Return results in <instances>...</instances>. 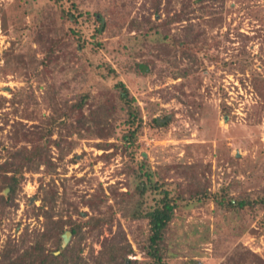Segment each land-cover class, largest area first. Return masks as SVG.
<instances>
[{"label": "rangeland", "instance_id": "rangeland-1", "mask_svg": "<svg viewBox=\"0 0 264 264\" xmlns=\"http://www.w3.org/2000/svg\"><path fill=\"white\" fill-rule=\"evenodd\" d=\"M79 2L85 12L91 13L99 5L106 18L112 20V26L98 37L95 30L101 24L88 20L87 16L80 19L79 30L87 41L84 51H77L65 11L62 17L53 9L51 0H0V164L13 145L10 136L17 122L27 126L49 125L59 118L62 99L73 103V98L82 92L91 91L94 95L116 92L113 87L123 81L146 122L151 113L166 115L171 120L167 129L147 126L139 138L137 160L140 163L147 155V170L160 173L168 182L182 187L189 178L205 176L212 192L225 190L238 200L248 195L253 198L264 195V0H226L224 8L219 6L216 14L203 16L199 12L197 17L184 19L170 29H164L170 22L169 15L174 16L182 9V3L176 0H161L160 17L152 6L154 0ZM41 17L45 27L53 28V36H61L71 48L67 59H62L66 66L63 72L58 67L47 70L41 64L44 54L34 42L32 32L35 19ZM146 17L160 24V32L155 30L148 38L139 30L127 33L130 21L139 19L143 24ZM165 35L171 38L178 35L181 41L189 40L190 35V40L201 49L200 69L189 74L188 59L181 60L180 52L174 48L169 52L161 48L171 41ZM137 53H142L143 58ZM128 57L131 62L149 61L154 72L150 77L131 70L125 74L119 62L127 63ZM106 63L115 68L117 79L109 76ZM184 70L187 75L182 78L179 74ZM125 118L118 116V124L123 126ZM122 126L117 136L75 135L68 144L72 151L68 154V149L63 148V160L61 150L52 147L53 160L60 165L59 175L48 176L46 182L54 179L60 194L76 203L82 212L92 213L82 205L81 194L95 191L99 194L101 185L110 197V187L114 185L122 192L131 191L125 185L131 164L122 150L110 162L96 161L97 157L114 151L100 150L97 144L118 143L126 130ZM44 176V173L26 174L20 207L0 227V253L10 236L19 239L26 227H30V232L35 228L43 230L44 218L38 221L26 216L25 211L27 199L37 194ZM83 178L86 181L80 182ZM130 178L133 190L138 181L133 175ZM62 180L67 186L66 195ZM32 202L37 207L41 205L35 199ZM108 205L119 209L114 200H108ZM117 215L113 229L105 230L102 241H112L122 227L137 251L129 259L144 261L134 236L146 223L126 220L120 212ZM74 218L79 219L76 215ZM172 230L171 245L178 255L169 264H233L232 256L248 251L251 254L245 264H264V210L259 208L225 212L214 203L184 207L178 210ZM101 242H92L96 255L102 249ZM88 252L87 247L85 255Z\"/></svg>", "mask_w": 264, "mask_h": 264}, {"label": "trees", "instance_id": "trees-1", "mask_svg": "<svg viewBox=\"0 0 264 264\" xmlns=\"http://www.w3.org/2000/svg\"><path fill=\"white\" fill-rule=\"evenodd\" d=\"M53 9H56L62 15L65 11L66 19H69V32L77 42V51H84L87 48V41L79 30L80 19L87 16L88 20L94 19L99 28L95 30L98 37H101L106 30L112 26V20L109 21L106 15L97 5L94 13L85 12L81 7L79 0H51ZM82 1V0H81ZM174 1V0H172ZM182 3L180 12L174 16L169 15L170 22L165 24L164 29H170L174 24L197 17L196 13L201 15H214L225 6L226 0H176ZM71 2V6L68 3ZM161 0H154L152 5L155 12L160 14ZM43 13H46L43 9ZM169 13V12H168ZM44 15V14H42ZM45 17V16H43ZM43 17L36 18L38 22L32 25V32L35 35L34 42L42 48L41 64L47 70L58 67L61 72L65 71V64L62 59L66 60L69 49L62 37L53 36V28L45 27ZM61 17V18H62ZM151 17V16H149ZM41 20V21H40ZM155 22V21H154ZM151 18L146 17L142 22L139 19L130 21L127 27V33L139 30L141 35L149 37L151 32H160V24L154 23ZM43 23V24H42ZM140 35V36H141ZM170 43L163 44L166 52L172 51L173 48L180 52L181 60H189V74L191 71L200 69L201 58H199L201 49L197 43L189 40H182L178 35L171 38L165 35ZM165 39V40H166ZM123 56L125 53L120 52ZM137 56L143 58L142 53ZM109 76L117 79L115 68L110 64H105ZM122 72L125 74L131 70L141 76H151L155 68L149 67V61L138 62L128 57L127 63L119 62ZM126 68H125V67ZM61 67V68H60ZM187 71V70H186ZM185 70L179 76L186 77ZM103 77L104 74H102ZM162 76V75H159ZM177 78H181V77ZM114 91H103L94 95L91 91L82 92L71 100H63L60 116L57 120L52 121L49 125L34 124L27 126L23 122H17L14 125L13 133L10 136L13 143L4 155L5 161L0 164V227L5 219L15 216L20 207L19 199L22 198L23 182L30 175L44 173L41 178V185L37 194L27 199L25 214L28 217H35L38 221L44 218L43 230L35 228L30 232V227H26L19 239L9 237L8 241L2 246L0 253V264H169V261L175 257L173 253L172 224L178 216V210L186 207H192L198 204L214 203L225 212L251 209L256 211L258 208L264 210V195L255 198L250 195L238 200L227 194L225 190L221 192H212L211 184L204 177L194 176L189 178L187 185H174L168 182L160 173L151 172L149 167V157L144 155V159L139 163L137 160L139 152V138L147 126L152 129H167L170 126V117L155 116L151 113L149 122L144 120L141 108L135 104L130 89L123 81H118L113 87ZM174 97H178L175 96ZM63 98V97H62ZM167 98V97H165ZM171 99V98H168ZM125 115H124V114ZM118 116L125 118L123 135L118 143L97 144L100 150L109 151L97 157L96 161L104 159L110 162L120 150L128 156L130 166L127 169L129 175L127 186L131 191L122 192L119 187L111 186V197L108 196L102 185L99 194L96 191L87 195L81 194V203L90 208V212H82L75 203L67 201L65 196L60 194L59 185H56L53 179L47 183L48 176L59 175L60 165L53 160L52 147L55 146L61 150L63 160L64 149L67 148L68 154L72 151V146H68L74 141V136L84 137L86 133L97 138L110 137L118 135L117 131L122 124H118ZM122 126V128H123ZM85 133V134H84ZM58 135V139L54 136ZM72 139L71 141L69 139ZM64 148V149H63ZM70 151V152H69ZM67 154V155H68ZM77 162V159H74ZM137 163V164H136ZM136 165H138L136 167ZM44 168V170H42ZM125 171V170H124ZM120 174H123L120 171ZM138 183L132 190L131 183L133 179ZM86 181V178L80 182ZM63 182V180H62ZM65 187V195L68 193ZM10 189L9 194L5 192ZM152 198V199H151ZM24 199V198H23ZM40 201L41 205L36 206L32 200ZM114 200L119 206L108 205V200ZM128 206L130 210H128ZM118 212L123 213L126 220L134 223H146L142 226L140 232L135 234L134 241L137 244L138 252L145 256V260L140 263L130 260L129 256L136 254L132 243L127 240L126 232L120 229L113 240L104 239L105 230H112ZM79 219H75L74 216ZM21 222V221H20ZM20 224H18L19 226ZM67 233H71V238H67ZM104 238V237H103ZM66 240H69L66 242ZM102 241V242H101ZM92 242H101L102 249L96 255L91 245ZM89 252L85 255L86 248ZM251 254L242 253L239 256H232L230 259L233 264H245ZM262 264V263H260Z\"/></svg>", "mask_w": 264, "mask_h": 264}, {"label": "water", "instance_id": "water-1", "mask_svg": "<svg viewBox=\"0 0 264 264\" xmlns=\"http://www.w3.org/2000/svg\"><path fill=\"white\" fill-rule=\"evenodd\" d=\"M9 191H10V189H8L5 194L8 195ZM70 236H71V233H67V238H69Z\"/></svg>", "mask_w": 264, "mask_h": 264}]
</instances>
